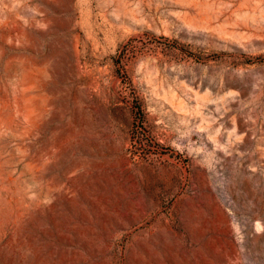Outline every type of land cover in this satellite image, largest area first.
<instances>
[{"label": "rangeland", "instance_id": "374dc122", "mask_svg": "<svg viewBox=\"0 0 264 264\" xmlns=\"http://www.w3.org/2000/svg\"><path fill=\"white\" fill-rule=\"evenodd\" d=\"M0 264H264V0H0Z\"/></svg>", "mask_w": 264, "mask_h": 264}]
</instances>
